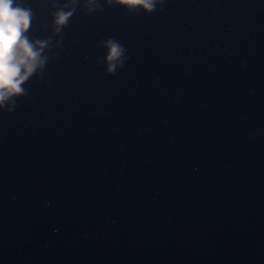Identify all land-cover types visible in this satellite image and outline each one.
<instances>
[{
	"label": "clouds",
	"instance_id": "clouds-1",
	"mask_svg": "<svg viewBox=\"0 0 264 264\" xmlns=\"http://www.w3.org/2000/svg\"><path fill=\"white\" fill-rule=\"evenodd\" d=\"M163 3L164 0H103L108 6L144 13L155 11ZM78 5L93 13L101 9V0H65L59 7L56 0H51V7L56 9L50 22L53 36L68 26ZM33 19L32 9L22 0H0V112L15 110L17 99L27 95L25 83L44 71L50 59L46 53L60 46V41L54 43L51 37L31 38L28 32ZM99 46L104 52L102 57H97V63H103L106 75L115 74L129 59L127 49L115 38L101 41Z\"/></svg>",
	"mask_w": 264,
	"mask_h": 264
}]
</instances>
